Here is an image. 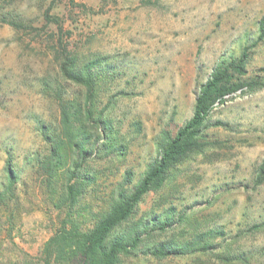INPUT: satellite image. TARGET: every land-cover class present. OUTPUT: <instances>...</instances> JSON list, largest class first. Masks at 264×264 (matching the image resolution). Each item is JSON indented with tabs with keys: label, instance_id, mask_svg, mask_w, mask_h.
<instances>
[{
	"label": "rangeland",
	"instance_id": "1",
	"mask_svg": "<svg viewBox=\"0 0 264 264\" xmlns=\"http://www.w3.org/2000/svg\"><path fill=\"white\" fill-rule=\"evenodd\" d=\"M261 22L264 30V0H0V264H47L45 243L66 211L91 227L123 173L132 174L121 184L128 192L162 133L190 117L199 84L222 55L255 42L245 76L264 80ZM62 53L95 63L98 109L113 124L103 135L90 129L97 151L79 173L94 179L73 204L63 197L72 161L51 177L42 166L64 138L62 104L84 97L83 86L61 75ZM209 122V143L185 156L122 225L147 231L121 264H264V179L255 183L264 87L226 96ZM165 218L163 230L151 231ZM171 240L181 253L152 254Z\"/></svg>",
	"mask_w": 264,
	"mask_h": 264
},
{
	"label": "trees",
	"instance_id": "2",
	"mask_svg": "<svg viewBox=\"0 0 264 264\" xmlns=\"http://www.w3.org/2000/svg\"><path fill=\"white\" fill-rule=\"evenodd\" d=\"M262 26L261 22L259 39L264 35ZM254 45L255 42L245 45L238 55L226 54L220 57L209 75L199 84L190 117L172 135L167 132L162 133L161 139L157 142L156 156L128 192L122 189L121 184L129 181L132 174L130 171L123 173V182L115 187L116 194L111 203L91 227L83 229L78 221L71 217L70 211L65 212L66 219L45 243L47 264H121L123 257L141 245L142 233L147 231L146 225L140 226L138 222H133L124 229L122 225L132 217L142 197L149 192L159 191L167 181L171 170L185 156L201 150L209 143L205 129L210 125L211 111L218 103H222L226 96L238 90L251 91L264 87V80L259 79V76H245L249 59L248 50ZM61 55H65L60 62L61 75L83 86L84 97L82 100H72L62 104L60 122L61 134L64 138L57 139L50 146L48 154L43 158L42 166L51 177L58 169L59 163L63 164L68 159L72 161V166L64 169L63 197L68 204H73L82 195L86 183L94 179V176H88L86 177L88 181L85 182L84 177L79 173L80 169L85 168L87 157L92 151H97L96 146L92 148L90 129L103 135L106 129H112L113 124L105 123L107 119L103 117V110L98 109L93 70L95 66H92L95 63L85 61L81 64L65 53ZM261 69L264 70V67ZM88 122L93 123L94 126H86ZM214 124L224 125L220 121ZM263 179L264 160L257 168L255 183L259 184ZM179 217H183V212L178 214L177 218ZM168 224V218H165L158 223L154 222V226L152 225L150 229L163 230ZM182 251V246L171 240L166 244L156 245L152 254L163 257Z\"/></svg>",
	"mask_w": 264,
	"mask_h": 264
}]
</instances>
